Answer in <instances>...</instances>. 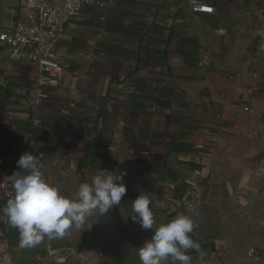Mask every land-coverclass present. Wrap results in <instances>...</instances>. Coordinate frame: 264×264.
<instances>
[{
	"label": "crops",
	"instance_id": "crops-1",
	"mask_svg": "<svg viewBox=\"0 0 264 264\" xmlns=\"http://www.w3.org/2000/svg\"><path fill=\"white\" fill-rule=\"evenodd\" d=\"M188 1L85 5L65 24L59 47L69 68L36 114L38 65L0 50V150L21 198V218L37 224H12L5 217L10 205L0 198V264H15L11 258L49 264L37 257L50 245L82 250L93 236L82 220L103 200L106 181L116 186L132 171L160 199H193L190 210L173 207L174 220L194 217L219 195L264 211V51L256 18L264 16V0H201L212 15L194 14ZM19 9L18 0H0V31L14 27ZM71 102L77 107L67 115ZM34 117L41 126L32 125ZM119 122L125 128L117 142ZM219 233L216 241L225 247L220 255L211 251L212 260L244 261L239 236L248 230ZM251 258L264 264L262 255Z\"/></svg>",
	"mask_w": 264,
	"mask_h": 264
},
{
	"label": "rangeland",
	"instance_id": "rangeland-1",
	"mask_svg": "<svg viewBox=\"0 0 264 264\" xmlns=\"http://www.w3.org/2000/svg\"><path fill=\"white\" fill-rule=\"evenodd\" d=\"M106 183L111 186L100 193L99 198L103 200L97 203V208L91 210L89 218L82 220L84 232V225L89 224L90 229L86 231H91L93 235L91 241L82 246L83 259L86 262L92 260L91 264H256L251 262L253 258L249 255L253 247L256 248L257 257H264V211L261 204L229 203L222 201V196L219 195L215 196L213 201L204 203L201 209L194 212V217L189 219L185 213V218L174 220L170 215L175 209L172 206L162 207L155 187L149 186L138 172L132 171L127 176L117 178L116 186L111 181ZM102 205L109 206L116 216L112 227L103 229L96 238V214ZM24 221L23 217L10 220L21 229L37 225L34 222L31 224L32 220L27 219V223ZM0 227H3V222ZM224 227L248 230L247 234L239 236L244 238L240 242L242 246L245 245V252L241 254L244 261L236 262L225 257L212 260L211 251L216 250V255H220L219 250L225 247L217 242L223 237L219 231ZM3 233L5 235L6 231ZM182 233L193 234L196 241L193 244L177 245L175 236ZM258 242L259 246H256ZM241 245H237V249ZM11 261L17 263L12 258Z\"/></svg>",
	"mask_w": 264,
	"mask_h": 264
},
{
	"label": "built area",
	"instance_id": "built-area-1",
	"mask_svg": "<svg viewBox=\"0 0 264 264\" xmlns=\"http://www.w3.org/2000/svg\"><path fill=\"white\" fill-rule=\"evenodd\" d=\"M18 2L20 16L12 29L0 31V50H8L14 61L27 59L38 65L36 96L32 101V112L36 114L44 101L50 98L47 89L58 88L63 73L69 68L59 52L60 44L66 36L65 24L79 18L85 5L101 4V0H18ZM188 5L194 14H214V8L201 0H189ZM256 18L261 21L259 45L264 51V16L256 14ZM220 32L224 34L223 30ZM249 92L252 93L253 90ZM76 107V102H71L63 113L69 115ZM245 110L249 111V108ZM32 125L41 126L42 120L34 117ZM124 128L125 123L119 122L114 131L117 142L122 140ZM198 148L205 149L204 141H201ZM111 149L115 150V147ZM43 156L44 154L38 153L39 159ZM6 163L7 153L0 150V197L10 205V209L6 210V217L14 220L22 215V202L18 189L6 170ZM195 173L201 174L199 170ZM166 195L160 201L164 208L172 206L180 210H190L194 207L193 199H179ZM249 255L255 257L257 251L251 249ZM43 257L47 258L49 264H71L77 259H83V250L50 245L46 255L37 257V261L44 263Z\"/></svg>",
	"mask_w": 264,
	"mask_h": 264
},
{
	"label": "water",
	"instance_id": "water-1",
	"mask_svg": "<svg viewBox=\"0 0 264 264\" xmlns=\"http://www.w3.org/2000/svg\"><path fill=\"white\" fill-rule=\"evenodd\" d=\"M115 212L107 205H103L97 212V224L95 227V237L100 236L103 229H110L112 227V222L115 218ZM175 241L177 245H182L184 243L193 244L196 238L191 233H182L175 236Z\"/></svg>",
	"mask_w": 264,
	"mask_h": 264
},
{
	"label": "trees",
	"instance_id": "trees-1",
	"mask_svg": "<svg viewBox=\"0 0 264 264\" xmlns=\"http://www.w3.org/2000/svg\"><path fill=\"white\" fill-rule=\"evenodd\" d=\"M102 206H103V205H102ZM102 206H101V207H102ZM101 207H100V208H101Z\"/></svg>",
	"mask_w": 264,
	"mask_h": 264
}]
</instances>
